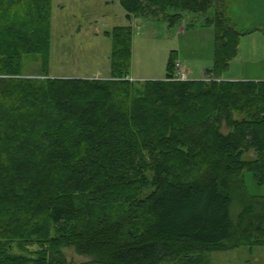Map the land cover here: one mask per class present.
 Listing matches in <instances>:
<instances>
[{"label":"trees","instance_id":"16d2710c","mask_svg":"<svg viewBox=\"0 0 264 264\" xmlns=\"http://www.w3.org/2000/svg\"><path fill=\"white\" fill-rule=\"evenodd\" d=\"M52 2L0 0V77L27 63L49 76ZM120 3L130 22L213 10L214 66L177 81L172 52L163 80H127V25L105 34L109 79L0 80V264H66L65 249L88 264H208L264 246V197L247 188L248 175L264 186V80H221L247 35L229 0Z\"/></svg>","mask_w":264,"mask_h":264},{"label":"rangeland","instance_id":"374dc122","mask_svg":"<svg viewBox=\"0 0 264 264\" xmlns=\"http://www.w3.org/2000/svg\"><path fill=\"white\" fill-rule=\"evenodd\" d=\"M52 3L49 76L40 74L39 64L27 63L28 74L20 78L38 79L37 82L82 79L78 77L104 80L111 75L112 53V42L105 34L128 24L134 29L129 77L134 83L164 79L172 52L178 56L177 79L202 80L206 71L214 66L215 34L213 27L206 25V18L213 15V10L207 15L169 10L139 18L140 21L133 18L130 22L120 0H53ZM229 13L236 27L247 35L242 38L237 60L222 77L264 80V0H229ZM19 77L2 76L0 80ZM0 92L6 93L0 98V103L5 104L8 92L2 86ZM247 188L250 195L264 197V186L257 185L252 175H248ZM64 254L66 264H88L92 261L78 255L75 249H65ZM207 261L208 264H264V246L214 253Z\"/></svg>","mask_w":264,"mask_h":264},{"label":"crops","instance_id":"0c3cea01","mask_svg":"<svg viewBox=\"0 0 264 264\" xmlns=\"http://www.w3.org/2000/svg\"><path fill=\"white\" fill-rule=\"evenodd\" d=\"M230 14V13H229ZM127 16V15H126ZM230 17H231V15H230ZM232 18V17H231ZM232 20H233V18H232ZM135 21H140V19L139 18H136V20ZM129 25V24H128ZM184 32H187V31H184ZM52 35H53V26H52ZM244 37H246V36H244ZM243 37V38H244ZM238 58V57H237ZM237 58L231 63V65L237 60ZM51 61H52V56H51ZM52 63V62H51ZM78 78H84V77H78ZM90 78H93V77H90ZM103 78V77H102ZM108 78H110V77H106L105 79H108ZM161 80H163V79H161ZM221 80H223V81H236V82H239V81H252V82H258L259 80H257V79H250V78H245V77H229V76H227V77H222L221 78ZM261 81H263V80H261Z\"/></svg>","mask_w":264,"mask_h":264},{"label":"built area","instance_id":"2783aa9c","mask_svg":"<svg viewBox=\"0 0 264 264\" xmlns=\"http://www.w3.org/2000/svg\"><path fill=\"white\" fill-rule=\"evenodd\" d=\"M127 80H129V78H128ZM174 80H177V81H183L182 79H174ZM130 81H131V80H130Z\"/></svg>","mask_w":264,"mask_h":264}]
</instances>
